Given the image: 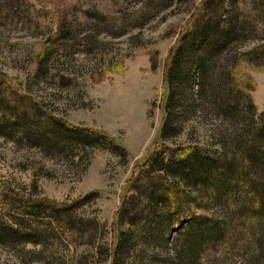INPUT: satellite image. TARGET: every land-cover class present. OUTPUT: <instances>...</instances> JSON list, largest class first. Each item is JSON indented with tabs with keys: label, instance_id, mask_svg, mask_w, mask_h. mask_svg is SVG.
<instances>
[{
	"label": "rangeland",
	"instance_id": "1",
	"mask_svg": "<svg viewBox=\"0 0 264 264\" xmlns=\"http://www.w3.org/2000/svg\"><path fill=\"white\" fill-rule=\"evenodd\" d=\"M203 1L0 0V79L23 92L29 82L30 94L54 116L104 134L127 153V160L120 152L107 149L47 155L24 140L0 136L2 228L16 226L7 208L9 199L16 196L71 207L97 193L94 202H84L73 212L100 223L96 230L86 226L83 237L56 229L43 243H0V264H111L109 249L115 247L119 231L116 214L132 194L131 181L138 168L162 145L185 144L196 137L205 143L208 126L195 121L188 122L176 140L160 139L170 54ZM251 1L241 0L242 7L250 9ZM253 18V40L238 45L241 52L254 50L249 58L253 61L241 63L237 76L244 86H253L251 97L261 113L264 25L255 9ZM43 53L46 56L41 58ZM41 61L42 70L36 77ZM206 123L215 121L210 117ZM210 211L197 213L221 215L216 209ZM41 230L46 235V227ZM178 232L174 228L171 240ZM248 244L242 239L226 240L207 250L197 264H264L258 258L251 261L250 249H245ZM143 250L142 264H167L163 257L170 250Z\"/></svg>",
	"mask_w": 264,
	"mask_h": 264
},
{
	"label": "trees",
	"instance_id": "2",
	"mask_svg": "<svg viewBox=\"0 0 264 264\" xmlns=\"http://www.w3.org/2000/svg\"><path fill=\"white\" fill-rule=\"evenodd\" d=\"M250 4L245 9L241 0H204L171 52L160 139L176 140L195 121L207 124L206 141L196 137L162 145L138 168L132 194L116 214L119 231L109 249L111 264H128L133 258L131 264H142L143 247L170 250L163 257L167 264H197L217 244L239 239L249 242L244 248L250 249L251 261H264V112L253 102V86H244L237 76L241 63L253 61L254 50L238 51V45L254 38L253 9L264 25V0ZM24 89L0 79L1 137L24 140L47 155L107 149L127 160L126 151L109 137L54 116L30 94L29 82ZM210 117L214 124L206 123ZM97 196L91 193L71 207L49 199L10 198L7 208L16 226L0 225V243H43L56 229L83 237L86 226L96 230L100 223L76 217L73 210ZM212 208L220 211L219 218L197 213H211ZM174 228H179L178 237L171 240Z\"/></svg>",
	"mask_w": 264,
	"mask_h": 264
}]
</instances>
